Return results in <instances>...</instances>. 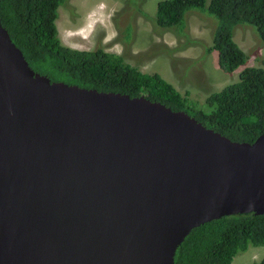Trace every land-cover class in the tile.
Returning <instances> with one entry per match:
<instances>
[{
    "label": "water",
    "instance_id": "95a60500",
    "mask_svg": "<svg viewBox=\"0 0 264 264\" xmlns=\"http://www.w3.org/2000/svg\"><path fill=\"white\" fill-rule=\"evenodd\" d=\"M264 213V133L34 71L0 20V264H174L205 222Z\"/></svg>",
    "mask_w": 264,
    "mask_h": 264
},
{
    "label": "trees",
    "instance_id": "16d2710c",
    "mask_svg": "<svg viewBox=\"0 0 264 264\" xmlns=\"http://www.w3.org/2000/svg\"><path fill=\"white\" fill-rule=\"evenodd\" d=\"M65 0H0V20L29 66L51 81L84 88L144 96L173 110H184L208 128L234 141L253 142L264 133V68L245 66L238 81L211 93L205 108L188 103L185 94L158 73H146L102 48L79 50L58 37V8ZM204 9L218 19L212 45L218 66L231 72L247 56L233 40V27L252 25L264 43V0H160L155 21L181 31L189 9ZM177 27V28H175ZM264 62V61H263ZM187 95V94H186ZM264 245V213L225 215L194 227L177 247L174 264H230L239 251ZM252 264H264V257Z\"/></svg>",
    "mask_w": 264,
    "mask_h": 264
},
{
    "label": "rangeland",
    "instance_id": "374dc122",
    "mask_svg": "<svg viewBox=\"0 0 264 264\" xmlns=\"http://www.w3.org/2000/svg\"><path fill=\"white\" fill-rule=\"evenodd\" d=\"M160 0H65L56 19L61 43L73 49L102 48L119 54L142 72L158 73L188 103L205 108L206 98L238 81L245 66L264 68V43L246 23L233 27V40L247 60L231 72L218 66L212 45L218 19L204 9H189L181 31L157 25ZM210 0H205V7ZM177 28V27H175ZM187 94V95H186ZM264 257V245L239 251L230 264H252Z\"/></svg>",
    "mask_w": 264,
    "mask_h": 264
}]
</instances>
